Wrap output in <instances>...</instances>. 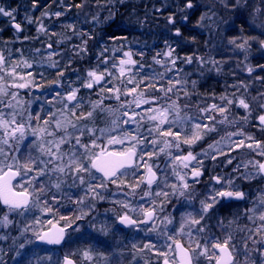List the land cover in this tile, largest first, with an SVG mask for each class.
Here are the masks:
<instances>
[{"label":"snow or ice","instance_id":"6c2138e0","mask_svg":"<svg viewBox=\"0 0 264 264\" xmlns=\"http://www.w3.org/2000/svg\"><path fill=\"white\" fill-rule=\"evenodd\" d=\"M236 3L239 5L240 0H236ZM37 6V0H33L32 7ZM75 7L81 8L82 5L76 4ZM193 7V0H187L185 8L191 9ZM180 11L184 12L185 9L182 8ZM14 12L15 9L8 10L0 6V16L8 17L13 22L15 20ZM42 15H48V13L44 12ZM53 15L60 17L63 13L55 12ZM114 15V13H110L106 19L111 20ZM93 19L97 18L93 17ZM167 19L168 23L175 28L174 35L178 38L176 43L179 45L181 40L187 38L183 37L180 28L176 27L173 16L170 15ZM184 19H188L187 14L184 15ZM201 19H204V16ZM13 26L17 32L21 31L20 24L13 23ZM66 27L71 29L74 26L68 24ZM259 27L264 29V24L259 25ZM38 31H45L43 25L38 28ZM243 31L244 29L241 28V32ZM74 34L82 39L81 45H73L75 54L80 55L86 51L88 41L83 40V36L88 34L79 32ZM261 35H264V32H261ZM88 39L90 40L92 37L88 35ZM108 39L115 43L127 38L110 33ZM243 39L244 42L240 44H236L235 38L229 43L236 44V47L247 51L249 41L258 38L250 36ZM164 45L167 50L158 51L152 57L155 64L165 68L164 72L156 73L153 71L138 81L129 78L127 83H135L136 85L131 89H128L127 85L121 81L124 91H121L120 85L113 84L111 88H107V84L101 86L97 93L100 99L89 102L91 105L89 111H84L82 108L83 97L77 95L80 88L72 87V82L65 87L62 83L64 71H58L56 80L49 85L50 88L55 85V95L52 96V99L41 102V111H47L46 118L41 116V112H35L33 115L34 110H30L32 101H28V108L21 107L19 112L16 111L22 104L18 90L41 86L34 85V77H32L31 72L27 74V78L19 76V80L23 82H15L19 75L16 72L19 64L9 65L6 58L0 55V205L8 210L0 218V224L7 227L12 223L8 213L14 212L25 217L33 207L37 206L40 207L42 215L52 214L55 216L59 207L63 206L55 194L52 195L51 203L45 199L41 206V197H46L52 189H55L56 193H60L61 198H66L75 204L77 209L74 215L60 216V220L64 221L62 226L59 222L53 223V220H48L47 224L51 227L45 229L40 216H37L34 222L25 224L20 229V236L24 237L26 233L31 232V237L25 238L22 243L15 247V255L12 259L16 264H33V260L29 256V253L32 252L30 245L36 243L62 245L71 238L73 233L80 234L77 239H83L87 235L97 244H105V241L93 236L88 228L100 235L107 236L113 230H119V226L128 230H136L137 234L145 232L149 242L143 245V249H140L136 243L132 244V248L136 251H155L158 256L163 258L162 264H201L202 259H206L208 264H212L213 261L215 264H241L237 259L241 253L232 243L233 234L229 232L221 242L218 237H213L206 221L213 219L219 210L231 207V203L228 202L247 201L249 193L240 190L241 186L238 181H264V161L255 160L245 163L244 168L246 170L249 165L254 169L251 172L241 173L239 171L240 165L237 164L232 169V173L236 175L210 174L207 181H203L205 172L209 171L205 161L209 159L217 161L219 156H224L227 164L231 165L234 157H230V153L245 147L255 152L257 156L264 157V141L255 140L251 135H245L243 132H230L219 140L208 143L207 147H202L199 152L195 151L201 142H205L212 134L219 131L218 124H236L235 120H228V114L231 112L229 106L233 105L235 101L221 96L220 99L226 103L219 105L212 103L205 107L197 105L196 115L182 114L183 109L188 105H181L180 96L177 95L176 99H173L172 96L180 91H183L184 97H190L193 93L177 88V85L187 83L186 80L168 79L167 86H165V76L173 69L177 71V74L183 71L182 68H177V61L188 65L195 61L204 65L209 60L203 56L195 55L181 57L167 39L164 41ZM259 45L261 49H264V39L259 40ZM51 47L52 45L49 44V48ZM101 49L99 56L103 57L101 62L106 65L108 58L104 54L108 51V47L101 45ZM112 50L120 52L122 47H113ZM139 54L141 57L144 56L143 52ZM53 55H60V53H49V67L58 68L59 62L52 60ZM123 55L128 59L121 60V66L138 64L137 61L131 59V52H124ZM161 56L167 59L162 61L157 58ZM245 58L247 59V56ZM169 62L171 68L167 67ZM210 62L214 65L219 63L215 60ZM23 64L24 67L32 68V64L28 61H23ZM115 66L114 64L113 67ZM148 67L151 68L152 66L148 65ZM258 67L264 70V65H258ZM139 68L144 69L145 65L140 63ZM248 71L251 73L253 69L249 67ZM105 73L111 75L107 68H105ZM105 73L98 72V65L96 68L89 69L82 87L94 91V86L101 85V82L105 80ZM120 74L121 76L124 75L123 67L120 69ZM137 74L139 75V73ZM40 75L43 77V73ZM9 78L12 80L11 83L8 82ZM78 79L80 78L78 77ZM115 79L117 78L113 75L112 80ZM257 79L261 78L257 77ZM107 83L111 84L112 81ZM141 85L144 86L143 90L138 91ZM196 85L197 81L193 80V89L196 88ZM10 88L17 91H9ZM105 89L111 94L110 96L104 94ZM149 92L152 95L150 98H146ZM124 95H131L132 99L121 101V96ZM259 95L264 97V93ZM5 98L8 99L5 100ZM108 99H115L119 107L116 109L107 107L104 102ZM37 101L39 102V97ZM45 103L51 107L45 109ZM57 104L61 107L56 108ZM133 104L135 108L131 107ZM142 105H148V107L144 108L142 112H137L135 109L141 108ZM237 107L243 108L247 113L241 117L247 123L252 112L249 103L241 98ZM259 108L264 109V102L259 104ZM5 109H11V111H5ZM25 111L28 113L26 118L23 116ZM105 112L113 114L110 125L102 128L96 127V121ZM215 113L220 114L223 119L217 120ZM257 119L259 121L258 127L264 132V114H260ZM33 120L36 122L35 125L31 123ZM145 124L148 126L144 127ZM132 125L134 127H130ZM233 136H243L244 139L236 141L232 139ZM27 137L34 139L28 143ZM25 144L37 154L33 155L30 151L27 156H24L21 145ZM5 146L8 150H5ZM184 146L187 147L186 154L181 151ZM224 146L228 147V152L224 151ZM171 149H176L178 154H174ZM161 155L167 158L164 167L155 163V159ZM169 167L171 168V175L168 174ZM141 168L145 170L143 173L140 172ZM158 172L161 175H158ZM68 176L72 178L69 187L77 190L74 193L62 191V185L65 181L61 177ZM44 177L48 178V182H43ZM53 177H55L54 181ZM38 178L40 180L39 189L35 187ZM129 180L135 182L129 183ZM202 183L204 184V191L197 193L196 185ZM109 185H115L117 192H123L125 188H128L130 191L125 192V196L135 195L137 190H140L142 192L140 200L143 203L133 206L127 200H112L111 203L119 205L124 210L120 213L112 209L116 215L112 224L105 221L98 227L95 223L96 217L92 216V219L87 221L88 228H85L81 222L85 221L95 211L97 201L107 199L104 193L109 191ZM142 185L146 187L142 188ZM153 186L158 190L153 192ZM112 195H116V193H112ZM157 198H162L159 204ZM173 199L176 200L177 204L184 201L189 207H193V211L181 213L182 223L175 233L168 229V226L173 224L171 215L165 216L161 221L162 229L161 225L156 223L157 209L163 211L164 206L171 204ZM196 199H199L200 207L198 210L193 206V201ZM172 206L175 207L176 205ZM261 209H264V189L260 190L257 202L245 211L247 219L255 227L240 229V231H247L244 238L243 254L245 260L243 264H264V210ZM234 222L229 221V226ZM149 224L151 227H148ZM219 226L225 227L223 222ZM151 233H156L158 237L164 240V243L160 244L159 240L152 242ZM183 235H187L189 238L187 248L177 239ZM254 236H259V240L254 239ZM8 238L6 235H0V241ZM12 239L15 245L19 237ZM248 241L256 246L254 249L255 258H253L252 250L248 248ZM209 243H211V248L208 246ZM32 255L34 256L35 253L32 252ZM82 255L86 261L91 262L93 260L91 249H85ZM101 258L107 264V257L101 255ZM45 261L46 264H60L58 260L53 261L51 255L37 258L36 264H45ZM0 264L3 262L0 261ZM63 264H74V262L66 255Z\"/></svg>","mask_w":264,"mask_h":264},{"label":"rangeland","instance_id":"374dc122","mask_svg":"<svg viewBox=\"0 0 264 264\" xmlns=\"http://www.w3.org/2000/svg\"><path fill=\"white\" fill-rule=\"evenodd\" d=\"M77 1L82 5V7L78 8L74 13H72L73 16H71V19H62L64 20L62 23L60 21L61 18L56 17L53 15V13L60 12L61 10H59V7L66 8V11L71 9L67 2H72V0H43V4L40 7H32L33 2L30 0H0V6L5 7L8 10L15 9L14 13L17 15L20 14V20L23 23L22 32L21 34H18L9 28L10 24L8 21L10 19L8 17L0 16V55H3L6 58L9 65L13 63L19 64V67L16 68V72L19 75L17 76L15 82H23L19 80V76H24L27 78V74L31 72L32 77H34V85L41 86H32L29 88L19 89V99L22 104L16 109V111L19 112L21 107L28 108V101H32L30 110H34L33 115H35V112H41V116L46 118L47 111H41V102L46 99H52V96L55 95H52V90L54 89L55 85H52L50 88L47 85L41 84L42 79L39 77L38 73H41L40 70L43 71L44 68L49 69V71L53 69H59L60 67L67 68L71 65L68 60L70 57L83 59L81 63L84 66L76 70V74H74L73 78L68 77L70 72L65 74L62 79V83L65 87H67V85L72 82V87L80 88V91L77 93V95L83 97L82 108L84 111H89L91 109V105L89 103L90 101H97L100 99V96L97 93L99 92L100 87L105 84H107V88H111L113 84L120 85L121 91H124L125 89L123 85H121V81L127 85L128 89L135 87V83H127L128 79L134 78L135 80L137 79V81L140 80L144 76L140 75L142 70L145 72V75L153 73V71L156 69L157 71L164 72L165 68L159 64H155L152 59L146 61L147 65H145V61L141 59L138 64H126L121 66L120 61L128 59L123 55V53L131 52L129 50L131 46L126 41H122L121 43L118 42L117 44H109L99 40L98 45H93L91 42H88L86 45V51L80 55H76L73 50V45L82 44L81 37L74 34L77 32L82 33V30H80L81 23L87 21L92 23L94 26H97L103 18L109 17L110 12H108V6H111V4L122 5V3L125 1H134L137 4L148 3V10H145L142 16H136L133 13H129L127 15V20H120L118 24H122L121 27L124 32L131 36L130 43L137 44L144 42V48H157L155 53H152L153 56L156 55L158 51L167 50L165 48L164 41L160 44L159 42L163 38L168 40L173 34L175 28L168 23L167 19L170 15L173 16L176 25H178L184 19V15L187 14L188 20L192 21V23L189 24V29H193V27H195L194 29L200 31V33H192L191 31H187L185 33L183 37H186L187 39L181 40L179 45H177L182 49L179 55L181 57L186 55L203 56L206 60H209V62L204 65H200L198 62L194 61L191 65H188L181 64L180 61H177V64L179 65L177 68L181 67L184 71H181L179 74H177V71L173 69L165 76L164 80L165 82L168 81V79L175 78L180 79L181 81H187V83L177 85V88L187 90L193 94L190 97H184L183 91H180L172 96L173 99H176L177 95L180 96L179 102L181 105H188V107L183 109L182 114L196 115L197 105H199V107H205L212 103H216L218 105L226 103V101H222L220 99L221 96H225L228 99L235 101L233 105L229 106L231 112L228 114V120H235L236 124H218L217 127L219 131L215 134H212L211 137L207 138L205 142H201L200 146L195 148V151L199 152L202 147L206 148L208 143H212L213 140H219L222 136H226L227 133L239 131L246 134L249 127L252 129L254 128V117L264 113V109L259 108V104L264 102V97L259 95L264 93V77L262 75L255 74L256 67L250 64V57L248 58L247 51L245 49L236 47V44L244 42L243 38H246V34L245 30L241 32V28L238 26L236 29L233 28L234 17L231 15L237 12L235 17L240 15L244 16L245 9L247 7V0H240L239 5H237L236 0H193L194 7L191 9L185 8L187 0ZM51 6L54 8L52 9ZM182 8L185 9L184 12L180 11ZM116 10L117 9L114 10V14L117 12ZM44 12H47L48 15H42ZM64 13L66 14L67 12ZM202 16H204V19H201ZM93 17H96L97 19L94 20ZM116 17H118V15ZM78 20L81 23H78ZM68 24H72L73 26L77 25V29L72 28L67 31H62V35L58 36V38L52 36L51 27L54 28L64 25L66 27ZM41 25H43L45 29L43 32L38 31V28H40ZM4 31H6V33ZM87 37L88 35L83 36V40H86ZM233 38L236 39V44L229 43V41ZM49 44L52 45L51 48H49ZM101 45H107L108 47V51L104 54V56L108 58L106 65L105 63L101 62L103 57L99 56L102 50ZM113 47H122V51L114 52L112 50ZM37 49L39 51H36ZM51 52L60 53V55L52 56V60L59 62L58 68L49 67L50 62L48 60V55ZM141 52H144V50L138 49L137 53ZM131 53V59L134 60L133 56H135V54H133V52ZM246 56L247 59L245 58ZM157 58L161 59L162 61L167 59L163 56ZM211 60H215L219 63L214 65L210 62ZM23 61H28L31 63L32 68L24 67ZM140 63L145 65L144 69L139 68ZM114 64L116 65L115 67H113ZM97 65L99 73H105V68H107L111 75L105 73V80L101 85L94 86V91L83 88L82 85L85 78L87 77V71L89 69L96 68ZM148 65H151L152 67L149 68ZM121 67L124 68L123 76L120 74ZM167 67L171 68L170 62L167 64ZM249 67L253 69V72L249 73ZM102 68L103 71L100 70ZM137 73H139L140 76H136ZM113 75L117 79L112 80ZM78 77L80 79H78ZM257 77H260L261 79H257ZM110 80L112 83L108 84L107 82ZM193 80L197 81L195 89L192 87ZM8 82H12L11 78H9ZM143 87L144 86L141 85V88L138 89V91L143 90ZM9 91L17 90L10 88ZM49 92H51V95H49ZM104 94L106 96L111 95L107 92V89H105ZM151 95V92L147 93L146 98H150ZM38 97L39 102L37 101ZM254 97L256 99H253ZM241 98L245 99L252 108V112L247 123L241 119V117L247 115V113L243 108L237 107L238 101ZM7 99L8 98H5V100ZM131 99V95L121 96V101H127ZM104 103L107 107L113 109L119 107V104L115 99L105 100ZM50 107V105L46 103L44 104L45 109ZM59 107H61V105L57 104L56 108ZM131 107L135 108V105L133 104ZM146 107H148V105H142L141 108H136L135 110L137 112H142ZM5 111H11V109H5ZM27 114L28 113L25 111L23 116L26 118ZM214 115H216L217 120L223 119V117L218 113H215ZM112 119L113 114L105 112L101 115V118L96 121V127L102 128L106 125H110ZM204 122L207 123V121ZM31 123L35 125L36 122L33 120ZM147 126V124L144 125V127ZM130 127H134V125ZM33 139V137L26 138L28 143H31ZM21 148L22 154L24 156H27L30 151L33 155L37 154L26 144L21 145ZM5 150H8L6 146ZM227 150L228 147L224 146V151L227 152ZM237 150L239 151V149ZM171 151L174 154H178L176 149H171ZM181 151L186 154L187 147L184 146ZM242 152H239L238 156L244 158L251 152V150L248 149ZM254 156L259 157L256 156V153ZM221 157L222 156H219L218 159ZM145 159H147V157H145ZM166 159L167 158L165 156L161 155L155 159V163L160 164L161 167H164V162ZM217 161H212L210 159L206 160L205 165L207 169L209 171H212L213 168L215 169L217 166ZM245 163L246 162L243 164ZM144 171L145 170L143 168L140 169L141 173ZM157 174L161 175L160 172ZM168 174L171 175L170 167L168 168ZM61 179L65 181L62 185V191L64 193H74L77 191L76 189L69 187L72 182L71 176L61 177ZM54 180L55 177H53V181ZM43 182H48V178L44 177ZM134 182V180H129V183ZM39 186L40 180L38 178V183L35 185V187L39 189ZM143 187L146 186L142 185V188ZM156 190L158 189L153 186V192ZM129 191L130 190L128 188H125L123 192H117L115 185H109V191L104 193L107 199L103 201H97L95 211L81 223L85 228H88L87 221L91 220L92 216H95V223L98 227L100 224L105 223V221H107L108 224H112V222L116 219V215L112 209H115L116 212L120 213L124 211L119 205L111 203L112 200H127L132 203L133 206H138L140 203H143V201L140 200V197L142 196V192L140 190H137L135 195L130 194L125 196L124 193ZM112 193H116V195H112ZM53 194L57 196L59 203L63 205L56 211L55 216L52 214L42 215L40 207L37 206L33 207L30 213L25 217H22L14 212L8 213L9 219L12 221V223L7 227L0 224V235H6L9 237L4 241H0V250H2V253H0V261H2L3 264H16V262L12 259V257L15 255V247H17L19 243H22L25 238L31 237V232L26 233L24 237L20 236V229H22L25 224L34 222L35 218L40 216L41 220L44 222L45 229H47L50 226L47 224L48 220H53V223L59 222V224L62 226L64 221L60 220L61 215L76 214V205L72 204L66 198H61L60 193H56L55 189H52L51 192L47 193L46 197H41V206L43 205L45 199L51 203ZM161 199L162 198H157L158 204ZM198 203L199 199L193 201L194 208L198 207ZM172 205L176 206L173 207ZM186 206L188 205L184 201H181L179 204H177L176 200L173 199L171 204H166L164 206L163 211H160L159 208L157 209L156 223L160 224L162 229L163 224L161 221L165 216L171 215L173 224L169 225L168 229L173 233L177 232L179 230L180 224L182 223L181 213L190 211L185 209ZM7 211V208L0 207V218H2ZM148 227H151V224H149ZM88 231L91 232L93 236H97L100 240L105 241V244H97L96 241L90 239L87 235H85L83 239H77V236L80 234L73 233L71 238L66 243H63L57 248L40 246L38 244L30 245L29 247L32 249V252L35 253L34 256L32 255V252L29 253V256L33 260V264H36L37 258L47 257L49 255L52 256L53 261H60V264H62V258L66 255L71 258L75 264H105V260L101 258V255L107 257V264H159V262L163 259L162 257L158 256L155 251H136L132 248V244L136 243L140 249H143V245L149 242L145 232H139L137 234L136 230L121 229V227H119V230H113L109 235L103 236L98 232L93 231L91 228H88ZM186 231L187 229L185 232ZM211 234H213V232H211ZM13 237H19V239L16 240L15 245L13 244ZM150 238L152 242L159 240L160 244L164 243V240L158 237L156 233H151ZM177 239L182 241L185 246H189V238L187 235L177 237ZM85 249L92 250L93 260L91 262L83 259L82 252ZM201 264H208V261L206 259H202Z\"/></svg>","mask_w":264,"mask_h":264},{"label":"flooded vegetation","instance_id":"af4514ba","mask_svg":"<svg viewBox=\"0 0 264 264\" xmlns=\"http://www.w3.org/2000/svg\"><path fill=\"white\" fill-rule=\"evenodd\" d=\"M30 1L33 2V0H30ZM246 2H247L246 3L247 7L245 9L244 16L240 15L238 17H235V15H237V12L235 14H231L232 17H234L233 28L236 29L237 26L240 28H244L246 37L253 36V37L258 38L257 40H250L249 41V45L247 48V56H248V58L250 57L249 58L250 64L254 65L256 67L255 74L262 75L264 77V70H261V68L258 67V65H264V49H261L260 45H259V40L264 39V35H261V32H264V29L259 27V25L264 24V0H247ZM37 4L40 7L43 4V0H37ZM38 9H40V8H38ZM257 9H259V11H257ZM13 15L15 17V20H14V22L10 21V20L8 21L10 24L9 28H11L13 31H15V33L21 34L23 23L20 20V14L17 15L15 13H13ZM237 18H239V19H237ZM13 23L20 24L21 31L17 32L15 27L13 26ZM190 23H192V21H190L188 19L187 20L183 19L180 22V24L176 25V27L180 28L183 35H185V33L187 31H191L192 33H200V31L194 29L195 27H193V29H189ZM237 30H239V29H237ZM4 32L6 33V31H4ZM174 32H175V29H174L171 37L178 39L175 37ZM234 32H235V30H234ZM41 84L49 86V84H51V83L44 84L42 82ZM54 89H55V87H54ZM54 89L52 90V92H53L52 95L55 94ZM257 117L258 116L254 117V121H253L254 128L251 131L247 132L245 135H251L255 140L264 141V132H262L260 130V128L258 127L259 121H258ZM232 139L239 141L241 139H244V137L243 136H233ZM244 150H248V148L245 147V148L239 149V151L235 150V151L230 153V157H234L231 165L227 164V160L224 156L219 158L217 161V166L215 167V169L213 168L212 171L205 172V175L203 176L202 180L207 181L208 176L210 174L215 175L217 173H220V174L225 175V176H227L229 174L236 175L235 173H232V169L234 167H236L237 164L240 165L239 171L241 173H243L245 171H250V172L254 171V169H252L251 165H249L248 169L246 170L244 168L243 163L244 162L247 163L248 161H255V160L264 161V157H261V156L255 157L254 156L255 153L253 151H251L249 154H247L244 158H242L241 156L239 157L238 153L242 152ZM227 152H228V150H227ZM251 154H253V155H251ZM238 183L241 186L240 190L249 193L247 201H245V202H228V203H231V207L225 208L223 210H219L218 214L215 215V217L213 219L208 220L206 222L209 225L210 231L213 232V234H214L213 237L214 238L218 237L221 242H223L224 238L227 236V234L229 232H231L233 234L234 239H233L232 243L236 245L237 249L241 253L239 256H237V259L241 262V264H243V262L245 260V255L243 254V252H244V238L247 235V231L246 230L240 231V229H250V228L255 227V225L247 219V216L245 215V211L247 208H251L253 206V204L255 202H257V197H258V194L260 193V190L264 189V181L253 180V181L249 182V181L240 180V181H238ZM203 191H204V184L203 183L200 185H196V192L197 193H202ZM199 207H200V205L198 203V207L195 209L198 210ZM185 209L193 211V207L186 206ZM261 210H264V209H261ZM229 221H235V222L229 226ZM221 222H223V224L225 225L224 228H221L219 226ZM257 223H259V221H257ZM254 239L259 240V236H254ZM180 242L183 244L182 241H180ZM183 246L185 248H187V246H185L184 244H183ZM209 247H211V243H209ZM255 247L256 246H254L251 241H248V248H249V250H252L253 258H255V256H256V252L254 251ZM161 262H162V260L159 262V264H161ZM212 264H215V262L213 261Z\"/></svg>","mask_w":264,"mask_h":264},{"label":"trees","instance_id":"16d2710c","mask_svg":"<svg viewBox=\"0 0 264 264\" xmlns=\"http://www.w3.org/2000/svg\"><path fill=\"white\" fill-rule=\"evenodd\" d=\"M67 4H69V7L71 8V9H69L67 11H66V8L59 7V10H61L60 12L63 13V15L60 16V18H61L60 21L62 23H63V21L65 19H69V18L71 19V16H73L72 13H74L75 10L78 9L77 7H75V5L79 4V3H78L77 0H72V2H67ZM148 5H149L148 3H138L137 4L134 1H125V2L122 3V5L111 4V6L107 7V8H109L108 12L113 13L114 10L117 9L116 10L117 12L115 13V16L113 17V19L107 20L106 18H103L97 26H94L92 23L87 22V21H84L83 23H81L78 20L77 22L81 23L80 30H82V33L86 32L88 35H90L92 37V39H90V40L88 39V37L86 38V40L88 42H91V44L98 45L99 40L101 42L103 41V42H107L109 44H117L118 42L121 43L122 41H126L131 46V48L129 50L131 52H133V54H135V56H133V59L136 60L137 62H140V60L143 59L145 61V65H147L146 61L152 59V56H153L152 53H155V50L157 48L154 47V48L151 49V47H150V48H148L149 49V51H148L147 48H144L145 47V45H144L145 43L144 42H140V43H137V44L130 43V40H131L130 37L131 36L128 33L124 32V30L121 27L122 24H120V23L118 24V22H120V20H122V21L127 20V18H128L127 15L129 13H133L136 16L137 15L142 16L144 14L143 12H145V10H148V8H149ZM51 8L53 9L54 7L51 6ZM64 12H67V13L65 14ZM117 15H118V17H116ZM62 19H64V20H62ZM56 21H57V19H56ZM158 22H160V21H158ZM73 28L77 29V25L76 26L74 25ZM67 30H69V28L65 27V25L64 26H57V27H54V28L51 27V34H52L53 37H55V38L57 37L58 38V36L62 35V31H67ZM53 33H56V35H53ZM110 33H114L117 36L126 37L127 39L126 40H122V41L118 40V41H116L114 43L113 41L108 39V35ZM163 41H165L164 38L161 39L159 44L162 43ZM168 41H169V43H171L173 45L174 48H176V51L180 54L182 49L177 46V43H176L177 40L175 38L169 37ZM138 49H143L144 50V52H143L144 56L143 57H141L140 54L137 53ZM184 51H186V50H184ZM68 60H69V63L71 65L68 66L67 68L60 67L59 69H56V70L53 69V70H50V71H49V69H45V68L43 69V71L40 70L41 73H43V77H41V75H40L41 73H38L39 77H41V79H42L41 81L44 84L51 83L52 81L56 80L57 73L60 70L64 71V75L68 74L70 72L68 77L73 78L74 74H76V70L80 69L82 66H84L81 63V61L83 59L77 58V57H70ZM177 67H179V65H177ZM100 70L103 71V68L100 69ZM155 71H156V73L160 72V71H157V69ZM140 75H144L145 76V72L142 70ZM140 75L137 74L136 76H140ZM164 84L167 85V81H165ZM251 130H252V128L249 127L248 128V132L251 131Z\"/></svg>","mask_w":264,"mask_h":264},{"label":"water","instance_id":"95a60500","mask_svg":"<svg viewBox=\"0 0 264 264\" xmlns=\"http://www.w3.org/2000/svg\"><path fill=\"white\" fill-rule=\"evenodd\" d=\"M102 83V82H101ZM1 207H4L3 205H0ZM49 227H51V225L49 226ZM119 227H121V228H123V226H119ZM36 244H38V245H40V246H45V247H59V246H61V245H45V244H40V243H36ZM71 259V258H70ZM63 260H64V258H63ZM63 260H62V264H63ZM74 262V261H73ZM75 264V263H74ZM161 264H162V262H161Z\"/></svg>","mask_w":264,"mask_h":264},{"label":"bare ground","instance_id":"6f19581e","mask_svg":"<svg viewBox=\"0 0 264 264\" xmlns=\"http://www.w3.org/2000/svg\"><path fill=\"white\" fill-rule=\"evenodd\" d=\"M121 229H123V228H121ZM64 258V257H63ZM63 258H62V260H63Z\"/></svg>","mask_w":264,"mask_h":264}]
</instances>
